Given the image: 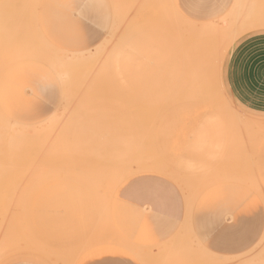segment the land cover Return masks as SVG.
Segmentation results:
<instances>
[{"label": "rangeland", "instance_id": "374dc122", "mask_svg": "<svg viewBox=\"0 0 264 264\" xmlns=\"http://www.w3.org/2000/svg\"><path fill=\"white\" fill-rule=\"evenodd\" d=\"M56 1L0 0V264H264V1Z\"/></svg>", "mask_w": 264, "mask_h": 264}, {"label": "crops", "instance_id": "0c3cea01", "mask_svg": "<svg viewBox=\"0 0 264 264\" xmlns=\"http://www.w3.org/2000/svg\"><path fill=\"white\" fill-rule=\"evenodd\" d=\"M92 6H94L92 0H57L56 12L60 15L57 16V22L59 21V26L61 25L62 20H65L64 13L73 11L75 13L84 14L87 12L86 10L90 9ZM68 39L69 36L66 32L58 30L54 40H56V42H67ZM35 68L38 69L39 67ZM30 70L32 69L25 64H20L19 67L15 66L11 71V81L19 75L28 73ZM8 73L9 70L1 76L2 80H0V103H7L9 101V83L11 81L8 77ZM20 99L21 95H17L14 99V102H18ZM131 196L132 200H135L137 202H145L146 200H150L153 203V206H155V208H158V210H161V208H167V205L171 204V197L169 195H166L164 191H161L159 193L156 190L152 189L151 192L150 188L144 186H138L137 188H135L131 193Z\"/></svg>", "mask_w": 264, "mask_h": 264}, {"label": "bare ground", "instance_id": "6f19581e", "mask_svg": "<svg viewBox=\"0 0 264 264\" xmlns=\"http://www.w3.org/2000/svg\"><path fill=\"white\" fill-rule=\"evenodd\" d=\"M263 1H264V0H263ZM263 1H260V3H262ZM252 5H254V4H252ZM259 5L261 6V4H259ZM256 6H258V4H257ZM248 7H249V6H248ZM251 8H252V7H251ZM255 8H258V7H255ZM255 8H254V9H255ZM262 9H264V8L262 7ZM262 9H261V10H262ZM257 10H258V9H257ZM261 10L259 9V11H261ZM252 11H253V10H252ZM262 12H263V11H262ZM253 13H254V12H253ZM258 13H259V12H258ZM260 13H261V12H260ZM260 13H259V15H261ZM243 14H244V13H243ZM247 14H248V13H247ZM262 14H264V13H262ZM177 15H179V13H178ZM243 16L246 17V15H242V17H243ZM178 17H179V16H178ZM250 17H251V16H250ZM257 17H258V16H257ZM260 17H261V16H260ZM240 18H241V17H240ZM248 18H249V17H248ZM248 18H247V19H248ZM252 18H253V17H252ZM254 18H255V17H254ZM262 18H264V17H262ZM259 19H261V18H259ZM251 20H252V19H251ZM261 20H262V19H261ZM243 21H244V20H243ZM247 21H248V20H247ZM255 21H257V20H255ZM241 22H242V21H241ZM248 22H249V21H248ZM260 22H261V21H260ZM255 23H256V22H255ZM257 23H258V22H257ZM261 23H262V22H261ZM259 24H260V23H259ZM148 27H149V26H148ZM147 30H148V29H147ZM153 31H154V30H153ZM155 32H156V31H155ZM152 34H154V33H152ZM143 39H144V38H143ZM151 39H152V38H151ZM148 41H149V40H148ZM150 42H151V41H150ZM146 43H147V42H146ZM175 51H177V50H175ZM179 52H180V51H179ZM179 52H178V53H179ZM175 58H176V57H175ZM180 58H181V57H180ZM178 61H179V59H178ZM178 61H177V62H178ZM181 62H182V61H181ZM176 64H177V63H176ZM180 64H181V63H180ZM182 64H183V63H182ZM174 65H175V64H174ZM176 66H177V65H176ZM175 68H176V67H175ZM181 69H182V67H181ZM179 70H180V69H179ZM15 135H16V134H15ZM19 135H20V134H19ZM7 155H8V154H7ZM129 174H131V173H128L127 175H129ZM124 175L126 176V174H124ZM122 176H123V175H122ZM125 176H124V177H125ZM3 179H4V178H3ZM3 179H2V180H3ZM3 183H4V182H3ZM6 185H7V184H6ZM1 189H3V188H1ZM5 189H6V188H5ZM3 190H4V189H3ZM65 212H66V211H65Z\"/></svg>", "mask_w": 264, "mask_h": 264}]
</instances>
